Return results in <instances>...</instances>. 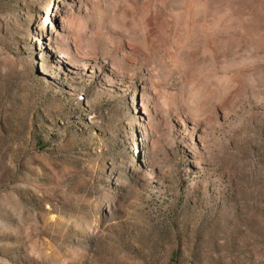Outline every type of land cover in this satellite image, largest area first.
<instances>
[{
    "label": "rangeland",
    "instance_id": "1",
    "mask_svg": "<svg viewBox=\"0 0 264 264\" xmlns=\"http://www.w3.org/2000/svg\"><path fill=\"white\" fill-rule=\"evenodd\" d=\"M0 264H264V0H0Z\"/></svg>",
    "mask_w": 264,
    "mask_h": 264
}]
</instances>
